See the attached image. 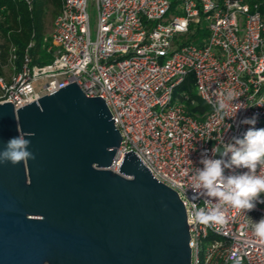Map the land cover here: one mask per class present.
Wrapping results in <instances>:
<instances>
[{
    "label": "built area",
    "instance_id": "built-area-1",
    "mask_svg": "<svg viewBox=\"0 0 264 264\" xmlns=\"http://www.w3.org/2000/svg\"><path fill=\"white\" fill-rule=\"evenodd\" d=\"M31 4L32 0H25ZM63 0L53 24L51 62L34 64L31 42L19 61L12 47L10 72L0 76V103L21 108L73 82L89 97L102 96L122 142L111 169L119 172L125 152L134 150L157 180L176 190L190 227L192 264H264V240L251 224L264 218V203L253 210L224 206L225 222H193L201 152L232 142L264 121V14L249 0ZM198 41H194V38ZM20 62V63H19ZM208 104L204 118L191 114L176 89L188 75ZM228 93L236 99L227 100ZM186 95V91L181 93ZM228 104L227 117L215 109ZM221 150L223 145H220ZM216 158H219V154ZM247 171L225 169V174ZM259 171V169H258ZM264 199V193L261 194ZM214 202L208 207H213Z\"/></svg>",
    "mask_w": 264,
    "mask_h": 264
},
{
    "label": "water",
    "instance_id": "water-1",
    "mask_svg": "<svg viewBox=\"0 0 264 264\" xmlns=\"http://www.w3.org/2000/svg\"><path fill=\"white\" fill-rule=\"evenodd\" d=\"M102 96L73 82L16 109L0 103V150L32 133L35 159L0 163V264H192L178 192L122 142Z\"/></svg>",
    "mask_w": 264,
    "mask_h": 264
},
{
    "label": "clouds",
    "instance_id": "clouds-1",
    "mask_svg": "<svg viewBox=\"0 0 264 264\" xmlns=\"http://www.w3.org/2000/svg\"><path fill=\"white\" fill-rule=\"evenodd\" d=\"M233 99H236L234 94L228 93L227 100ZM257 105H264V102ZM214 107L217 112L227 116L228 104L224 99L218 100ZM257 116L245 117L240 121L241 124L253 126L242 136H234L232 142L227 143L222 139L210 150L211 154L208 149L202 150L200 164L203 167L197 169L192 191L195 199L205 201V206L194 207L190 217L193 222L220 225L225 222L224 206L250 211L256 207L257 201L264 203V199H261L264 193V128L254 127ZM31 135L20 134L9 138L0 150V163L16 165L35 159V154L29 150L31 140L27 137ZM220 145H223L222 150ZM218 154L219 158H216ZM225 169L247 171H233L226 175ZM213 202L214 206L208 207ZM251 227L255 236L264 240V218L253 221Z\"/></svg>",
    "mask_w": 264,
    "mask_h": 264
},
{
    "label": "trees",
    "instance_id": "trees-1",
    "mask_svg": "<svg viewBox=\"0 0 264 264\" xmlns=\"http://www.w3.org/2000/svg\"><path fill=\"white\" fill-rule=\"evenodd\" d=\"M249 2H259L264 14V0ZM62 5L63 0H32L31 4L25 0H0V76L7 75L5 69L14 46L18 48L19 61L31 42L35 43L30 50L34 64L42 65L52 61L53 56L48 52L50 45V35H47L48 16L52 15L54 24L61 13ZM193 40L198 41V38ZM194 83V75H188L178 87L187 94L179 95L191 114L197 118H204L210 108L196 92ZM260 128H264V121L258 129Z\"/></svg>",
    "mask_w": 264,
    "mask_h": 264
},
{
    "label": "rangeland",
    "instance_id": "rangeland-1",
    "mask_svg": "<svg viewBox=\"0 0 264 264\" xmlns=\"http://www.w3.org/2000/svg\"><path fill=\"white\" fill-rule=\"evenodd\" d=\"M89 12H90V16H91L92 28H93V30H95V28L97 26V16H98V10H97V5H96L95 0H90ZM52 30H53V17L51 14H49L47 35H50L52 33ZM5 70H6L7 74L10 72V68H9L8 64H7ZM182 92H184V90L182 88H177L176 89V97L179 94H181Z\"/></svg>",
    "mask_w": 264,
    "mask_h": 264
}]
</instances>
